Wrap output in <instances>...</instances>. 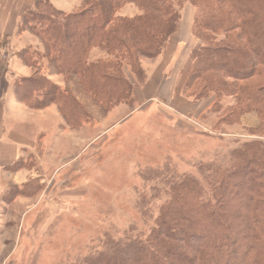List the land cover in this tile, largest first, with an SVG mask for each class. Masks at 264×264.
I'll list each match as a JSON object with an SVG mask.
<instances>
[{"label":"trees","instance_id":"1","mask_svg":"<svg viewBox=\"0 0 264 264\" xmlns=\"http://www.w3.org/2000/svg\"><path fill=\"white\" fill-rule=\"evenodd\" d=\"M82 2L64 13L38 0L21 16L18 32L34 36L42 52L18 53L34 72L15 81L17 102L34 110L55 105L71 130L91 123V110L107 115L131 106L132 79L144 82L142 62L161 54L189 4L197 45L183 94L217 114L219 124L256 113L264 136V0ZM126 5L140 14L117 16ZM93 50L103 57L92 60ZM43 60L47 74L64 78L63 88L40 73ZM168 180L148 233L107 237L101 250L75 264H264V143H245L226 164L200 165L196 175Z\"/></svg>","mask_w":264,"mask_h":264},{"label":"rangeland","instance_id":"2","mask_svg":"<svg viewBox=\"0 0 264 264\" xmlns=\"http://www.w3.org/2000/svg\"><path fill=\"white\" fill-rule=\"evenodd\" d=\"M139 14L126 5L117 16ZM101 57L99 50L91 54L92 60ZM132 83L134 90L145 80ZM144 92L107 115L91 110L94 120L76 130L65 126L72 137L63 162L37 168L40 177L10 186L0 200V264H75L101 250L107 237L148 233L171 175H196L200 165L228 163L245 143H264L254 112L223 125L183 88L193 113L189 104L177 107ZM31 165L20 161L10 170Z\"/></svg>","mask_w":264,"mask_h":264},{"label":"crops","instance_id":"3","mask_svg":"<svg viewBox=\"0 0 264 264\" xmlns=\"http://www.w3.org/2000/svg\"><path fill=\"white\" fill-rule=\"evenodd\" d=\"M37 1L0 0V200L10 186H20L40 177L37 168L43 170L63 162L66 142L72 137V132L65 127L55 105L34 110L17 102L13 95L15 81L30 77L34 72L20 61L18 53L24 49L42 52L34 36L18 32L21 16L33 8ZM47 1L64 13L80 10L83 3L82 0ZM194 13L192 6L185 5L181 10L177 31L169 38L161 54L153 60L142 62L147 75L144 86L133 90L135 101H139V96L145 91L147 96L160 97L177 107L185 108L189 104L193 107L189 108L190 111H195V106L182 97L183 81L190 64L189 56L197 45L191 32ZM40 73L45 74L55 85L64 86L61 75L47 74L45 60L40 63ZM20 161H29L33 165L31 168L22 166L10 170Z\"/></svg>","mask_w":264,"mask_h":264}]
</instances>
